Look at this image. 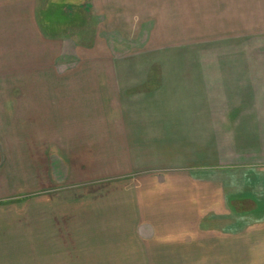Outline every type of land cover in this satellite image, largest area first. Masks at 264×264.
<instances>
[{"label":"crops","instance_id":"1","mask_svg":"<svg viewBox=\"0 0 264 264\" xmlns=\"http://www.w3.org/2000/svg\"><path fill=\"white\" fill-rule=\"evenodd\" d=\"M248 14L0 0V264L264 261V18Z\"/></svg>","mask_w":264,"mask_h":264},{"label":"rangeland","instance_id":"2","mask_svg":"<svg viewBox=\"0 0 264 264\" xmlns=\"http://www.w3.org/2000/svg\"><path fill=\"white\" fill-rule=\"evenodd\" d=\"M243 6H244V15L247 12H249L248 15H251L253 13L251 16H253V18L256 17V19L259 21L262 18H264V0H243ZM68 17H69V20H68ZM75 17L76 18L72 17L73 19H71V16H67L66 22H69V24L72 26L76 25L77 23H80L84 26L85 23L87 22V20L89 19L88 15H85V13H83L82 11H80L79 14L75 15ZM78 21H80V22H78ZM244 223H246V221ZM243 255L248 260V261H244V264H251V262L249 261L250 253L244 252ZM260 264H264V261L260 262Z\"/></svg>","mask_w":264,"mask_h":264}]
</instances>
